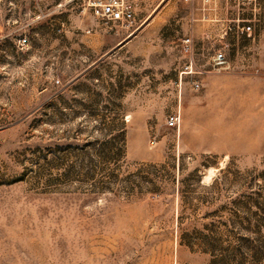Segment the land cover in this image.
<instances>
[{
    "label": "rangeland",
    "instance_id": "obj_1",
    "mask_svg": "<svg viewBox=\"0 0 264 264\" xmlns=\"http://www.w3.org/2000/svg\"><path fill=\"white\" fill-rule=\"evenodd\" d=\"M85 1L0 0V264H264V0Z\"/></svg>",
    "mask_w": 264,
    "mask_h": 264
},
{
    "label": "built area",
    "instance_id": "obj_2",
    "mask_svg": "<svg viewBox=\"0 0 264 264\" xmlns=\"http://www.w3.org/2000/svg\"><path fill=\"white\" fill-rule=\"evenodd\" d=\"M142 0H86V7L90 8L93 15L106 23H117L127 26H134L137 22L138 2ZM170 0H161V3ZM185 4L201 3L210 4L219 0H179ZM241 33L251 36L252 27L247 22H243ZM27 42L26 38L20 40V45L24 46ZM185 52H189L191 48V40L183 41ZM227 65L226 58L223 53L215 54L212 60V68L214 70L225 68ZM191 67V66H190ZM181 123V115L174 114L167 118V125L170 128L179 127Z\"/></svg>",
    "mask_w": 264,
    "mask_h": 264
},
{
    "label": "trees",
    "instance_id": "obj_3",
    "mask_svg": "<svg viewBox=\"0 0 264 264\" xmlns=\"http://www.w3.org/2000/svg\"><path fill=\"white\" fill-rule=\"evenodd\" d=\"M221 241L220 239H216V243L219 244ZM219 249V248H218ZM216 255V261H214V264H231L230 262L233 261V259H236L234 257L233 253L230 252V249H219Z\"/></svg>",
    "mask_w": 264,
    "mask_h": 264
},
{
    "label": "bare ground",
    "instance_id": "obj_4",
    "mask_svg": "<svg viewBox=\"0 0 264 264\" xmlns=\"http://www.w3.org/2000/svg\"><path fill=\"white\" fill-rule=\"evenodd\" d=\"M207 179H209V177L207 176Z\"/></svg>",
    "mask_w": 264,
    "mask_h": 264
},
{
    "label": "crops",
    "instance_id": "obj_5",
    "mask_svg": "<svg viewBox=\"0 0 264 264\" xmlns=\"http://www.w3.org/2000/svg\"><path fill=\"white\" fill-rule=\"evenodd\" d=\"M242 34V33H241Z\"/></svg>",
    "mask_w": 264,
    "mask_h": 264
}]
</instances>
